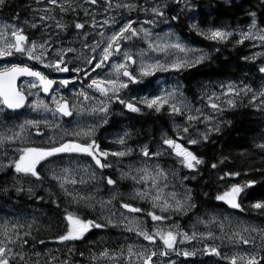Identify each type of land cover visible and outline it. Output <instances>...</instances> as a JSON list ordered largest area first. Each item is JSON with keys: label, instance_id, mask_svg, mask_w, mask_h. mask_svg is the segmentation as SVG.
Listing matches in <instances>:
<instances>
[{"label": "snow or ice", "instance_id": "1", "mask_svg": "<svg viewBox=\"0 0 264 264\" xmlns=\"http://www.w3.org/2000/svg\"><path fill=\"white\" fill-rule=\"evenodd\" d=\"M182 2L185 8L191 7L188 0H174L177 5ZM10 4L11 0H0V10L10 7ZM33 4L36 6L33 7ZM25 7L28 14L23 19L17 12L11 22L0 24V59L18 58L17 62L9 60L0 67V124L18 119L21 115L19 110L26 106L34 111L49 113L54 120L72 117L74 113L80 115L87 112L97 116L100 124L78 127L70 131L46 118L25 119L15 125L18 130L8 128L6 133L0 132V148L5 149L4 156L7 157L8 146L16 144L17 141L25 143L23 134L26 130L36 129L37 135L41 136L44 135L40 132L41 125L59 130L58 138L56 135L48 138V147L23 146L12 149L15 156L8 159L7 163L0 162V172L7 173L11 170L14 183L11 188H0V193L6 195L14 190L17 194L26 192L30 198L33 197V183L42 187L45 181L40 168L45 162L54 164L53 158L61 157L62 154L89 157L95 167L101 170L100 181L108 186H115L117 180L103 175L104 169L113 167L109 157L116 158L119 163L132 156L136 149L128 145V132L115 141L121 146L120 150L116 151L102 149L95 138L97 128L109 123L113 102L122 105L129 113L142 114L147 110L158 115L167 112L170 117H182L184 124H176L174 131L179 140H185L188 145L193 146L210 142L213 134L222 132V125H230L231 121L219 120L217 116L226 110L237 109L245 97L249 98V104L256 111L264 112V83L257 90L247 84L237 86L230 83L227 85V91H221L220 94L214 91L203 93L201 99L205 100V106L211 109L208 114L185 97L179 84L160 94L133 96L130 99L122 97V92L128 89L130 84L143 85V88L147 89L151 82H146V78L154 76L157 72L181 73L209 59L203 49L192 48L181 42L179 37L173 39L172 33L165 34V37L157 35L153 38L150 29L143 27L145 24L155 25V18L163 19L167 23V3L151 0L150 6L146 7L133 0H32V3ZM132 12H143L153 19H145L137 28L134 26L137 21L129 18ZM101 15L105 17L102 21L97 19ZM248 15L252 18L251 23L246 31L239 33L224 27L204 28L198 23L190 24L189 28L214 44H227L233 37L238 36L234 41L235 45H243L245 41H259L261 46H264V27L259 26L256 12H249ZM69 16L70 20L67 19ZM179 19V15L171 16V21L178 22ZM33 32H38L39 36L33 38ZM137 40L146 42L147 49L141 48L134 53L131 48L126 47H134ZM75 44H79L80 48L74 47ZM216 51H219V48ZM151 53L157 55L153 57ZM69 54H72L71 59ZM262 55L264 53H257L242 59L255 63L258 56ZM134 56L139 58L138 70L135 72L130 71V66L137 64ZM115 57H120V62H111ZM25 60L34 63H26ZM76 61L82 66H76ZM70 63L72 67H69ZM35 65H41L50 72H74L77 77L57 81ZM107 66H110L111 71L104 77L99 74L92 75ZM258 72L264 80V63L258 67ZM21 77L30 78L27 81V92L17 86V80ZM85 79L88 80L86 84ZM77 81L82 87L73 93L72 99L60 93L61 88H67L69 84H75ZM224 87L221 85L222 89ZM32 89L37 91L34 93ZM41 91L44 94L51 93L50 103L39 97ZM95 93H99L103 99L97 100ZM32 95L37 98L29 104L28 97ZM91 101L96 103L91 105ZM199 124L204 125V131L199 130ZM193 131L195 136L192 135ZM255 147L264 152V143H258ZM139 154L145 158L141 166L129 164L127 170H120V179L131 180L134 185H140L133 187L128 200L147 202L150 205V210L147 211L123 200L121 193H114L105 200L97 199L95 193L81 192L78 185L85 186L96 181L97 174L91 165L83 168L49 169L48 179L55 182L60 191L56 193L49 188L48 202L60 209L61 203L66 201L63 208L65 230L56 237L57 242L66 244L84 241L95 229L120 228L142 238L148 242L147 245L128 243L126 248L122 246L118 251L104 247L99 252H90L93 264H176V261L171 259L173 255L185 259L198 255L216 257L218 260L227 261V264H264V225H242L239 221H233L230 216H212L207 220L197 218L191 232L181 229L175 222L167 227L163 226L162 222L171 220L173 215H187L197 205L192 189L183 183V192L165 191L169 187V175L175 178L177 170L162 167L158 162L159 158L173 156L180 167L187 169L190 175L182 177L183 181L196 179L200 166L205 164L202 157L167 134L161 136L160 144L155 150L150 145H141ZM226 160L225 157L218 163H212L210 167L217 169L219 164H224ZM239 175V172H225L219 179ZM25 181L29 184L27 188L24 187ZM256 183L255 180H250L244 184H231L225 191L217 194L215 200L233 210L244 212L246 209L242 203V194ZM172 187L175 188V185ZM99 190L96 188L97 192ZM118 198H121L120 206L116 209L114 201ZM39 199L43 201L45 198L41 196ZM97 207L99 213L95 218H85L80 214L82 209L95 211ZM250 207L264 216V200L253 202ZM138 213H144L151 218V230L138 216L129 215ZM34 223L35 221L25 225L19 220L16 223L7 220L0 223V264H42V257L45 258L43 264H71L68 259L60 261V258L51 252L37 250L38 245L46 246V242L32 236ZM197 225H203L205 230L199 231ZM213 225L219 230V234L213 230ZM25 227L27 230L21 234V229ZM216 240L221 243L216 244ZM185 243L191 244L192 248L178 247ZM196 243L202 246L196 247ZM225 245L231 246L234 251H223ZM68 251L71 254L73 248ZM80 255L83 256L84 253L81 252ZM157 257L159 259L154 260ZM190 264H196L195 260H191Z\"/></svg>", "mask_w": 264, "mask_h": 264}, {"label": "trees", "instance_id": "2", "mask_svg": "<svg viewBox=\"0 0 264 264\" xmlns=\"http://www.w3.org/2000/svg\"><path fill=\"white\" fill-rule=\"evenodd\" d=\"M149 1L133 0V2L146 7H149ZM168 1H170V4L166 9V19L170 21L171 27L186 43L192 47L203 49L209 57L203 64L197 65L195 68L173 74L185 97L192 104L196 106L201 103L205 106L206 101L201 99L203 93L213 91L219 93L222 89L221 85L227 86L232 83L243 86L247 84L254 90L261 87L264 80L258 72V67L261 63H264V55L258 56L255 63L242 59L245 56L252 57L257 53H264V46H261L259 41H245L243 45H235L234 41L238 38L236 36L227 44H214L191 31L189 25L198 23L204 28L210 26L224 27L239 33L247 30L252 19L248 13L254 11L257 14L259 26L264 27V2L262 0H188L191 5L189 12L181 11V4L177 5L174 0ZM30 3H32V0H11L10 7L0 10V19L11 22L17 12L23 19L28 14L25 5ZM35 6L33 4V7ZM134 14L135 12H132L130 15ZM142 15L146 16L145 13L141 12L136 17ZM173 15L180 16L178 22L171 21ZM67 19L70 20L71 16ZM32 34L33 38L39 36L38 32ZM77 46L79 44L74 45V47ZM217 48H219V51H216ZM25 62L34 63L26 60ZM156 77L157 75L146 78V82H151L147 89H144L143 85L130 84L129 88L122 92V97L127 99V97L141 96L143 93H146V95L151 94L155 89L153 81ZM222 99L224 98L222 97ZM213 115L216 114L213 113ZM217 119L231 121V124L228 126L222 125V132L213 134L210 142L193 146L188 145L185 140H179L177 133L174 131L176 124H184L182 117H170L167 112L158 115L147 110L142 114L129 113L122 105L113 102L109 123L99 126L95 138L102 149H113V143L118 137L128 132L130 133L128 145L139 151L141 145H150L155 150L160 144L161 136L167 134L177 139L178 142L184 143L186 147L194 150L205 160V164L200 166V172L195 180L182 181V177L190 175L188 170L180 167L173 156L159 158L164 168L177 170L176 180L192 189L197 205L187 215H173L171 220L162 222L164 227L175 222L180 225L181 229L191 232L192 225L197 218H201L209 212H228L238 219L249 221L255 225H264V216H261L250 207L251 203L264 200V152L255 147L258 143H264V112L256 111L249 104V98L245 97L243 103L237 109L226 110L222 115H218ZM198 127L200 131H204L203 124H199ZM195 134L193 131L192 135L195 136ZM37 146L48 147L50 143L39 142ZM136 151L132 156L137 155ZM225 157L227 160L224 164H219L217 169L210 167L212 163H218ZM104 170L107 172V169ZM40 171L45 177V181L42 187L33 183L32 186L35 189L33 197L30 198L26 192L17 194L14 190L9 191L6 195L0 193V212L12 211L15 214H27L35 221L31 230L32 236L46 242V246L38 245L37 250L51 252L52 255L59 257L60 261L68 259L71 264H93L90 260V252H99L104 247L117 251L122 246L126 248V245L131 242H127L126 238H133L132 241L142 240L133 233L122 231L120 228H105L93 230L84 241L66 244L57 242L56 237L63 234L65 230L63 208L66 201L61 203L60 209H56L48 202V189L51 188L56 193H59L60 190L55 182L48 179L49 175L45 164L40 168ZM225 172H239L240 175L220 180L219 177ZM12 176L11 170H8L7 173L0 172V188H11L14 183ZM250 180H255L257 183L252 188L246 189L242 194V203L246 209L244 212L233 210L222 202L215 200V196L225 191L231 184H244ZM117 185H119L120 190L127 189L130 191L132 189L130 184L127 185V182L120 183L118 179ZM28 186V182L25 181L24 187L27 188ZM41 196L45 198L43 201L39 199ZM120 200L121 198H118L114 203H118ZM135 205L146 211L150 210V207H147L144 203ZM80 214L85 218L97 217V214L92 213L90 210L82 209ZM138 215L144 221L145 226L151 230L153 227L151 218L144 213ZM197 228L202 231L199 225H197ZM142 242L148 243L143 240ZM209 243H212V241H209ZM215 243L219 245L220 241L216 240ZM201 246V244L196 243V247ZM178 247L191 249L192 245L185 243L184 245H178ZM249 247L245 246V248ZM69 248H73L71 254H69ZM222 250L226 251V246ZM81 252L84 253L83 256L80 255ZM44 259V257L41 258L42 264ZM158 259V257L154 258V260ZM171 259L175 260L176 264H190L191 260H195L196 264H213L211 262L227 264V261L218 260L216 257H201L199 255L188 259L173 255Z\"/></svg>", "mask_w": 264, "mask_h": 264}, {"label": "rangeland", "instance_id": "3", "mask_svg": "<svg viewBox=\"0 0 264 264\" xmlns=\"http://www.w3.org/2000/svg\"><path fill=\"white\" fill-rule=\"evenodd\" d=\"M221 1H227V0H221ZM151 4V0L149 1ZM158 3H167L170 4V1L168 0H157ZM189 2V1H188ZM190 3V2H189ZM150 6V5H149ZM183 12H189L190 8H185L184 3H181ZM141 12H135L134 15H130L129 18L136 20L137 23L136 25H134L135 27L139 28L142 24V22L145 19H153V17L151 16H137V14H139ZM143 13V12H142ZM111 14V13H109ZM126 17H128V14L125 15ZM105 17L103 15L98 16L97 19L98 20H103ZM156 19V23L155 25H148L145 24L143 25V27L150 29V31L153 34V38H155L157 35H159L160 37H165V34L167 33H172L174 34L173 39H175V37H179L181 42L187 44L188 46H190L188 43H186L178 34L177 32L171 27V23L170 21H168L167 23L164 22L163 19L160 18H155ZM3 20L0 19V24H2ZM91 39V38H90ZM126 47L131 48V50L135 53L136 51H138L139 49L143 48V49H147V43L143 42V41H135V46L133 47L132 45H126ZM192 47V46H190ZM77 49L80 48V45L76 47ZM195 48V47H192ZM198 49V48H195ZM205 52V51H204ZM206 53V52H205ZM151 56H156L157 54L155 53H151ZM72 54H69V59H71ZM120 57H115L113 58V60L111 62H120ZM134 59H137V64L135 65H131L130 66V71H137L138 70V64H139V58L134 56ZM9 60L13 61V62H17V58L15 57H8V58H2L0 59V67H2L5 63H7ZM37 69L44 71L46 74L49 75L50 78H54L56 77L55 80L59 81L61 79H75L77 77V74L74 72H69V73H57V72H50L48 69H43L41 65H35ZM73 65L70 63L69 67H72ZM76 66H82L80 64L79 61H76ZM111 71L110 66L105 67L102 71L98 70L97 73H92L93 76H96L97 74H99L100 77H104L107 73H109ZM175 72H157L154 76L157 75V77L154 79L153 84H154V91L151 94H160L161 92H164L166 90H171L174 87L177 86V84H179L177 81H175V77L174 74ZM81 75V78H83V75ZM153 77V76H152ZM150 78V77H148ZM123 79H127V78H123ZM27 81H22L19 84V87L24 88V90L27 92L28 89V85H27ZM84 83H88V80L85 79ZM180 86V85H179ZM82 87V85L79 83V81H77L75 84H69L67 86V88H61L60 89V93L65 95L66 97H68L69 99L73 98V93L75 91H79V89ZM181 87V86H180ZM182 89V88H181ZM32 92H36V89H32ZM125 91V90H124ZM123 91V92H124ZM221 91H227V86H225L223 89H221ZM221 91L217 94H220ZM146 95V93H143L141 96ZM149 95V94H148ZM95 96L97 97V100L99 99H103V97L99 96V93H95ZM130 96V95H129ZM39 97L41 99H44L46 102L50 103V97H42L41 94L39 93ZM37 97L35 95L29 96V104H31L32 101H34ZM127 99H130V97H127ZM91 105H94L96 103V101H91L89 102ZM199 105L200 108H203L205 114H208L211 112V109L207 108L206 106H203V104L198 103L196 105V107ZM21 115H19L18 119H14V120H10L7 123L4 124H0V132H7L8 128H12L14 131L18 130L16 129L15 125H17L18 123L23 122V120L25 119H38V120H43V119H48L49 121L53 122V123H59L61 124L62 128H66L71 130H76L78 127H87V126H93V125H99L100 121L98 119L97 116L94 115H90L87 112L77 115L76 113H74V115L70 118L67 119H59L56 118L54 120V118L51 116V114L49 113H44V112H39V111H34L32 110V108L30 107H26L22 112H20ZM15 115V114H13ZM99 128V127H98ZM97 128V131H98ZM96 131V133H97ZM40 132L44 133L43 136L41 135H37V131L36 129H28L26 130V132L23 134V136L26 138L25 143H21L20 141H17L16 144L10 145L7 147V151H8V156H4V148H0V162L3 163H7L8 159L12 158L15 156V153L12 151L13 148L15 147H23V146H37V144L40 142H45V143H49L48 142V138L50 136L56 135L58 138V133L59 130H53L47 127H44L43 125H41L40 127ZM71 138V137H68ZM114 148L113 149H106V150H110V151H116V150H120V145L117 143H113ZM136 156H130V157H126L123 159L122 162L117 163L116 162V158L113 157H109V161L113 163V167L107 169L105 172V170H103V175L104 176H109V174H111L112 178L114 180H117L120 183L123 182H127V185L130 184L131 188L130 191H128L127 189L124 190H120L119 189V185H115V186H108L106 183L101 182L100 181V175H101V170L97 169L94 165V162L91 161V159L89 157L86 156H76V155H66V154H62L61 157H57V158H53L55 160L54 164H49L47 162H45L44 164L46 165L47 168V172L48 175L50 176V172L49 169L50 168H57V170H59L62 167H72V168H83V167H87L89 165L92 166V169H94L96 171L97 177H96V181L95 182H91L88 185L85 186H77L80 188L81 192L88 194V193H95L97 199L103 198L105 200H107L112 194L114 193H121L123 194L122 199L125 200L126 202H130L135 204H139V203H144L146 204L147 207H150V205L147 202H143V201H133V200H128V197L130 196V194L132 193L133 187H140V185H134L133 181L131 180H121L120 179V170H127V166L129 164H133L136 167H140L141 164L144 161V157H142L139 154V151H136ZM163 158V157H161ZM158 162L161 164V166L163 167V164L161 161L158 160ZM77 178L79 179V176H77ZM85 179H87V176L84 177ZM168 182H169V187L167 189H165L166 192H171V191H177V192H183V188L181 187V183L178 182L176 180V177L173 178L171 175H169L168 177ZM172 185H175V188L172 187ZM96 188H99L100 190L97 192ZM115 204V208L119 209L120 206V202L118 203H114ZM136 206V205H135ZM227 206V205H226ZM228 207V206H227ZM92 211V210H90ZM92 213H95L98 215L99 213V208L97 207V209L95 211H92ZM139 214V213H138ZM138 214H129V215H136L139 217ZM212 216H216L219 218H222L223 216H230V218L233 221H239L242 225H247V224H251V225H255L249 221H245V220H241L236 218L235 216H233L232 214L228 213V212H209L207 214H204L203 217L205 220L209 219ZM140 218V217H139ZM5 220L9 221L10 223H16L17 220H19L20 223L27 225L28 223H32L33 219L27 215V214H15V212H10V211H3L0 212V223H3ZM202 228V231H204V226L203 225H199ZM213 230L217 232V234H219V230L215 227V225L212 226ZM27 230V228L25 227L24 229H21V234L23 233V231ZM227 230V229H226ZM127 242L131 241L130 243H142L147 245L146 243L142 242V240H137V241H132L134 240L133 238H126L125 239ZM220 241V240H219ZM221 243V241H220ZM226 246V251L225 252H230L234 251V249H231V246L229 245H225ZM213 264H219L217 262H211Z\"/></svg>", "mask_w": 264, "mask_h": 264}, {"label": "water", "instance_id": "4", "mask_svg": "<svg viewBox=\"0 0 264 264\" xmlns=\"http://www.w3.org/2000/svg\"><path fill=\"white\" fill-rule=\"evenodd\" d=\"M30 78H28V77H21V78H19L18 80H17V86L19 87V84L22 82V81H25V80H29ZM53 79V78H52ZM55 87V86H54ZM40 94H41V96L42 97H45V98H47V97H50V95H51V93L50 94H44L42 91L40 92ZM28 103H29V97H28ZM27 107V106H26ZM25 107V108H26ZM24 108V109H25ZM24 109H21V110H19V112H22ZM67 118H70V117H65L64 119H67Z\"/></svg>", "mask_w": 264, "mask_h": 264}, {"label": "flooded vegetation", "instance_id": "5", "mask_svg": "<svg viewBox=\"0 0 264 264\" xmlns=\"http://www.w3.org/2000/svg\"><path fill=\"white\" fill-rule=\"evenodd\" d=\"M56 79V77H54Z\"/></svg>", "mask_w": 264, "mask_h": 264}]
</instances>
